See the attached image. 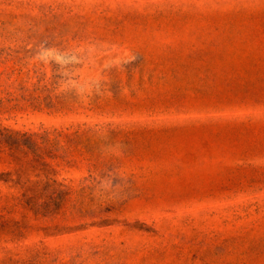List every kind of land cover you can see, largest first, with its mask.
Returning a JSON list of instances; mask_svg holds the SVG:
<instances>
[{
  "label": "rangeland",
  "instance_id": "374dc122",
  "mask_svg": "<svg viewBox=\"0 0 264 264\" xmlns=\"http://www.w3.org/2000/svg\"><path fill=\"white\" fill-rule=\"evenodd\" d=\"M0 264H264V0H0Z\"/></svg>",
  "mask_w": 264,
  "mask_h": 264
}]
</instances>
